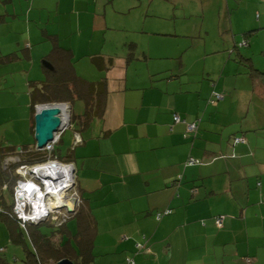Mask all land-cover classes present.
Listing matches in <instances>:
<instances>
[{
  "label": "crops",
  "instance_id": "0c3cea01",
  "mask_svg": "<svg viewBox=\"0 0 264 264\" xmlns=\"http://www.w3.org/2000/svg\"><path fill=\"white\" fill-rule=\"evenodd\" d=\"M14 1L3 2V24L14 30L15 22L44 19L42 11L33 15L35 8L49 13L41 32L18 43L27 58L44 57L53 48L44 31L56 34L79 75L107 81L104 114L84 119L85 103L74 102L73 126L58 143L75 163L78 188L95 219L93 251L100 231L124 232L120 245L104 252L120 254L102 264H127L129 256L136 264H264V0H223L218 21L226 41L216 52L218 65L197 71L163 37L147 51L131 41L136 52L128 59L122 34L135 31L146 0H16L10 8ZM159 34L168 35L156 32L153 40ZM99 54L113 56L105 71L91 60ZM170 58L182 60L157 63ZM213 91L225 98L209 103ZM175 113L198 122L194 139L185 136V122H174ZM75 131L82 143L75 142ZM191 156L200 163L188 164ZM166 209L172 212L158 219ZM72 219L63 241L77 232ZM7 227L0 217V230L12 242Z\"/></svg>",
  "mask_w": 264,
  "mask_h": 264
},
{
  "label": "rangeland",
  "instance_id": "374dc122",
  "mask_svg": "<svg viewBox=\"0 0 264 264\" xmlns=\"http://www.w3.org/2000/svg\"><path fill=\"white\" fill-rule=\"evenodd\" d=\"M26 2L27 0H25V3ZM28 2L32 3V0H28ZM222 2L223 0H169V2H164V0H146L141 7L142 11H145L143 8H148L145 12L146 14L143 15L144 17L140 23H136L137 27H134L136 28L134 29L135 31L130 30L122 34L124 37L123 42L128 43L133 40H138L140 42V51H147L149 46H152L154 42H160V40H163L160 37H163L167 39L165 41L168 42L170 46H174V53L180 54L179 56H182L184 53L185 64L189 68H193L194 64L197 65V67H194L192 70L197 71L199 68L203 69L204 66L216 67L217 63H215L214 60L218 57L216 55H219V53L216 52L223 41H226L220 33V22L218 21L220 11L219 5ZM162 3H167L168 8H165L166 10L162 8ZM15 4L16 0L11 3L9 7L12 8ZM39 4L40 3H38V5ZM5 6L6 4L4 5L2 0H0V13L5 10ZM33 11V15H37L39 11H42V17L44 19L42 21L40 19H35V21L15 22L17 26L16 30H14L11 25L5 26V24H3L5 21L0 23V146L12 145L19 150L21 147L27 148L34 146L33 144L35 141L32 131L33 119L29 82L36 79H45L42 65L43 57H40L39 60L36 59L33 63V59L27 58L25 55L26 52L23 49L25 46L19 47L20 45H18V43L23 42V37L27 38L31 35L35 37L37 31L38 33L41 32V29L47 25L46 21L49 13L46 9L39 10L35 8ZM162 11L166 12V14L163 15ZM132 13H135V11H132ZM160 13L161 16L156 15ZM20 16L23 18L22 14H20ZM123 17L124 19H128V14ZM14 18L15 17H12V19ZM23 19L28 20L27 17ZM16 20L22 19L16 18ZM5 27L7 30H5ZM20 29L24 30V32L20 31ZM206 30L209 31V34L205 33ZM156 32L168 33V35L160 36L159 34L158 39L156 37L155 40H153ZM178 46L179 48H177ZM180 48L183 51H179ZM208 49L210 50L209 53L206 51ZM245 50L246 48L241 49L242 52ZM49 52L50 50L47 51L46 54ZM151 60L153 62H150ZM181 60L182 58H176L174 60L170 58L169 60H159L157 63L175 65ZM147 63L151 64L153 67V64L156 62L154 58H151L147 60ZM194 76L195 75H190V78ZM240 81L243 83L244 78H240ZM79 103L80 102L76 103L77 111H79ZM54 104L66 105L68 103L65 104V102H63ZM40 105L41 104H38L36 106V111L37 107ZM62 107L64 106H61V108ZM65 108L66 110L64 111L62 109V111L67 118L68 112L70 114L71 107L68 106L67 108L65 106ZM66 131L67 133L71 132L70 129ZM61 132H58V136ZM59 139L60 136L55 140L56 143ZM61 148L65 149L63 154H66L67 147L64 145L60 146L58 144L56 152L58 153ZM9 159L7 158L8 162H12L13 159H17V157H11ZM0 194L5 195L6 202L10 201L11 194L9 191H4V193ZM1 205L5 208L4 204ZM68 222L73 225L75 220L71 219ZM41 227L48 232L54 229L52 225L46 223L42 224ZM6 233V230L5 232L0 230V248L5 247L3 253L12 261L11 264H24L23 251L13 242L9 241V237L7 236L8 233ZM122 234H124L123 231H100L99 237L96 240L97 247L93 251L96 263L100 259L102 264V259L114 258L120 254V252L115 254L116 251H113L111 254H106L104 252H106L105 250H109V248L113 249L119 246ZM14 256L17 257L16 260Z\"/></svg>",
  "mask_w": 264,
  "mask_h": 264
},
{
  "label": "trees",
  "instance_id": "16d2710c",
  "mask_svg": "<svg viewBox=\"0 0 264 264\" xmlns=\"http://www.w3.org/2000/svg\"><path fill=\"white\" fill-rule=\"evenodd\" d=\"M5 1L7 0H4L3 2ZM5 19L6 14L3 12L0 13V23L5 21ZM44 33L51 38L53 48L43 57L42 65L45 79H36L29 82L33 133L35 126V109L38 104L68 103V105L71 106L70 126H73L74 120L72 104L78 100H83L85 103V111L82 118L92 119L102 116L104 114L105 101L108 94L105 77L95 80L79 75L75 69V61L71 50L63 47L59 43L56 34H48L45 31ZM127 46V55L128 59H130L132 56H135L136 44L135 42H129ZM91 58L93 64L101 71L107 70L108 67L113 64L114 60L113 56L105 54L93 55ZM215 93L220 92L213 91L209 98V103H216L225 98V94L221 92L224 95V98L217 99ZM176 114L178 113H175L174 116ZM174 122L186 123V137L194 139L197 136L199 127L197 121L187 122L180 116V120L176 121L174 119ZM189 123L195 124L194 130L190 132L187 130V125ZM76 134H79L81 137V141L78 143H82L83 138L80 132H74V139L76 138ZM236 138L239 137H235V143L240 142H237ZM59 141L60 139L54 144L52 150L37 149L36 141H34V146L27 148L21 147L20 150L12 145L0 146V193L9 191L11 194L9 202H6L5 195L0 194V205L4 204L5 206V208L2 207V205L0 206V217L3 218L6 224H8L7 228L10 231L12 242H15L17 246L22 247L24 264H57L64 258L71 259L74 264H93L95 260L93 246L97 227L92 213L85 207V200L83 197L82 203L77 208L76 212L70 217V219L74 217L77 219V232L72 234L71 237L67 238L65 241L62 240V237L70 219L61 226L55 225L51 220L40 221L38 223H22L14 212L15 187L20 179V174L17 170L20 166L44 163L51 158H57L63 162H72L64 158L65 155L56 152ZM11 157H17V159L8 162L7 158L9 159ZM190 158L196 160L190 165L200 163L199 158L194 156H191ZM197 189L198 187L193 188L194 191ZM166 210H170V213L172 212L171 209ZM166 210L157 212L156 217L158 218V214H161V217L158 218L161 219L164 215H167L164 213ZM44 223L52 225L54 229L50 232L43 230L41 225ZM57 235L60 237L58 240L56 238ZM142 248L143 246L139 247V249ZM4 251L5 247L0 248V264H11L12 261L7 258L5 253H3ZM14 258L15 260L17 259L16 256H14ZM129 259L133 260L136 264L135 259L132 256L128 257L127 264H130ZM246 261L251 263L254 259L253 257H246Z\"/></svg>",
  "mask_w": 264,
  "mask_h": 264
},
{
  "label": "built area",
  "instance_id": "2783aa9c",
  "mask_svg": "<svg viewBox=\"0 0 264 264\" xmlns=\"http://www.w3.org/2000/svg\"><path fill=\"white\" fill-rule=\"evenodd\" d=\"M240 45H247V42H242ZM215 96L217 99L224 98L222 93H215ZM65 106L68 108L69 105ZM67 118L63 113L62 119L64 122L66 121L65 123L70 121L69 112ZM174 119L179 121L180 116L176 114ZM194 128V123L187 125L188 132L193 131ZM59 136L57 133L55 140ZM75 137L76 143L81 141L79 134H76ZM55 140L45 149L52 150L56 143ZM236 141H241V138H236ZM195 161L194 158H190L188 163L191 164ZM17 171L20 174V179L15 187L14 212L22 223L51 220L55 225L61 226L70 219L82 203V196L76 182L75 164L72 162L51 158L44 163L22 165ZM68 174H72V176L70 177ZM164 213L168 214L170 210H166ZM160 217L161 214H158V218ZM217 222L221 225L222 217H219ZM129 262L135 264L131 259Z\"/></svg>",
  "mask_w": 264,
  "mask_h": 264
},
{
  "label": "water",
  "instance_id": "95a60500",
  "mask_svg": "<svg viewBox=\"0 0 264 264\" xmlns=\"http://www.w3.org/2000/svg\"><path fill=\"white\" fill-rule=\"evenodd\" d=\"M62 104H42L35 113L34 137L37 149H44L55 140L58 132L70 126V121L65 123L62 119ZM71 210V209H70ZM57 264H74L69 258L61 259Z\"/></svg>",
  "mask_w": 264,
  "mask_h": 264
},
{
  "label": "bare ground",
  "instance_id": "6f19581e",
  "mask_svg": "<svg viewBox=\"0 0 264 264\" xmlns=\"http://www.w3.org/2000/svg\"><path fill=\"white\" fill-rule=\"evenodd\" d=\"M61 106H64V107H62L61 109H63L64 111L66 110V108H65V105H61ZM70 177L72 176V174H68Z\"/></svg>",
  "mask_w": 264,
  "mask_h": 264
},
{
  "label": "clouds",
  "instance_id": "9594fccd",
  "mask_svg": "<svg viewBox=\"0 0 264 264\" xmlns=\"http://www.w3.org/2000/svg\"><path fill=\"white\" fill-rule=\"evenodd\" d=\"M69 107H71V106H69ZM70 115H71V108H70ZM70 122H71V118H70Z\"/></svg>",
  "mask_w": 264,
  "mask_h": 264
}]
</instances>
